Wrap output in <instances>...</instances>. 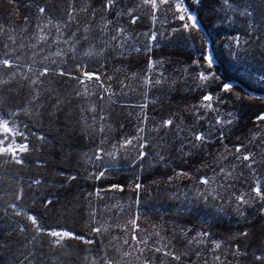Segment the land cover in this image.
<instances>
[{"label":"trees","instance_id":"obj_1","mask_svg":"<svg viewBox=\"0 0 264 264\" xmlns=\"http://www.w3.org/2000/svg\"><path fill=\"white\" fill-rule=\"evenodd\" d=\"M181 2L200 27V60L208 50L217 87L232 86L223 96L236 118L218 136L191 75V41L177 18L164 27L165 7L155 21L144 0H0V61L10 63H0V121L13 129L0 140L26 147L0 153V264H264L254 191H264V133L254 136L264 93L253 85L264 77V0ZM46 30L53 38L42 41ZM122 32L141 47L120 57ZM152 62L166 77L146 85ZM85 72L100 76L95 93L73 78ZM138 101L139 144L119 147L136 132Z\"/></svg>","mask_w":264,"mask_h":264},{"label":"rangeland","instance_id":"obj_2","mask_svg":"<svg viewBox=\"0 0 264 264\" xmlns=\"http://www.w3.org/2000/svg\"><path fill=\"white\" fill-rule=\"evenodd\" d=\"M193 1L195 3L198 2V0H193ZM156 2H157L158 6L153 9V11H154L153 12V14H154L153 19L155 21L157 19H159L157 14H159L160 10H162L165 7L164 8L165 14L163 13V19H162V21H163L162 23L164 24V27H165V25L168 26L169 21H167V19H171L172 17L177 18V20H179L181 22L180 25L182 26V28H184L185 33L188 34L189 41H191L190 42L191 43L190 49H193L192 52L194 51V54H195V60L192 63V66L194 67V69L191 72V75L194 77V83L197 85L198 89L203 88L204 91L208 92L207 95H211L213 97V99L211 101H205L202 98V100L200 102H201V107L205 111H207V110L209 111V114L207 116H204V118H206V120H208V122H209V124H208L209 134L211 136H218V133L220 131H222L223 128H225L226 126L227 127L230 126V122H232L236 118L234 113L231 112L230 110H228V108H229L228 102L226 101V99H224L225 97L223 96V91L227 92V91L231 90L232 87L229 90H224V86H222L221 88L217 87L220 85L221 80L219 79V76L215 70L214 59L208 50L205 53V57H204L205 61L202 62L200 60V57L202 55L200 56L198 54V49H196V46H195V34H193V30H199L200 29L199 24L196 20L195 14L193 12L189 11L185 6H183L181 0H169V2L163 3L164 5L160 3V0H156ZM177 3L182 5L183 9H185L184 12L177 11V8H176ZM146 5L149 6L151 4L149 3ZM237 9L241 10L240 14H242V15L245 14V12H246L243 8L242 9L237 8ZM224 10L226 13H228L230 15L232 13V11L236 10V9L232 6H230L229 4H226L224 7ZM238 10H236V11H238ZM247 13H251V10H248ZM181 15L184 16L183 20L180 19ZM189 15L193 17V20L188 19ZM222 17H223V14H222ZM224 17L226 18L227 16L224 15ZM252 20L256 24L261 22V21H259L260 19L258 17H256V18L252 17ZM193 21L195 22V25H196L195 27L192 26ZM175 22L176 21L171 22V23H175ZM185 24L188 25L187 28L184 27ZM175 25H176V27L179 26L178 23H175ZM153 36L156 37L154 32L152 33V35L149 39L150 42L148 44V48H150L153 45V40H154ZM39 38L42 41L44 39L48 40V38L52 39L53 38L52 31L49 30V32H48L46 30V32L41 34V36H39ZM227 40H228L227 41L228 44H233V47H235L234 49L238 50L239 48H241L243 46L242 42L245 40V38H243L242 35H235V36L227 37ZM119 43H120V45H122L121 47L120 46L118 47L120 57L128 55L129 53H132L133 51H135L141 47L140 43L134 37H131V34L124 33V32L121 33ZM259 46L261 47L264 45L260 44ZM260 51H262V50H260ZM206 57L211 59V61H212L211 64H209V60L206 59ZM153 64H156L157 70H155L154 73L150 74V76L146 77V80H145L147 83L146 85L151 84L154 79L159 81V83H157V84H160L161 82H164V80H165L166 76L165 75L161 76V73L163 72L162 69L159 68V65L155 62H152V64H151L152 69H154ZM45 70H47V69L45 68ZM45 70H43V71H45ZM159 72H161V73H160V75L157 76V74ZM200 73H205L206 75H208L209 79L207 81H202L200 79ZM81 79H85V83L83 84L84 85L83 88L88 93H95V91H97V88H99L98 85H101L100 82L95 80V79L88 81L84 77V75H82ZM228 85H230V84H228ZM253 85L256 86L255 88L257 90H259V92L264 93V77H262V76L258 77V79H256L254 81ZM232 92H233V90H232ZM146 101H147V99H146ZM146 101L144 103H143V101H138L137 105L134 106V109L132 112H135L134 115L136 116V119H137L136 132L134 135H127V137L122 138V140H121L122 142H121L119 147H122L125 140H131V144L126 146V147L135 146L134 144H139V140H140L139 138H141L139 132H140V130H142V127H144V122L146 119V104H147ZM209 103L211 104V108L207 107V105ZM141 119H142V127L140 129H138L139 128V121ZM218 121H219V123H218ZM258 126H259L258 128H260V129H259V131H257L254 134V136H256L257 138H260V134L264 133V119H262V122L259 123ZM198 136H200V135H198ZM8 145H12L17 151H19V149H20V146H18L17 144H15L13 142H11ZM122 148H125V147H122ZM118 149L120 150L121 148H118ZM9 153H11V152H9ZM98 157H99L98 159H100L101 153H99ZM122 204L123 203H121V205Z\"/></svg>","mask_w":264,"mask_h":264},{"label":"snow or ice","instance_id":"obj_3","mask_svg":"<svg viewBox=\"0 0 264 264\" xmlns=\"http://www.w3.org/2000/svg\"><path fill=\"white\" fill-rule=\"evenodd\" d=\"M167 2H169V0H160V3H161V4H163V3H167ZM144 3H145V4H149V3H150L151 6H152L153 8H156V7L158 6L156 0H144ZM112 4H113V0H107L106 7H111ZM176 8H177V11H180V12H184V11H185V9H183L182 5L179 4V3L176 4ZM40 11L43 13V12L45 11V9L41 8ZM180 19L183 20V19H184V16L181 15V16H180ZM188 19H189V20H193V17L189 15V16H188ZM133 22H135V18H133ZM192 26H193V27L196 26L194 21H193V25H192ZM184 27L187 28L188 25L185 24ZM153 39H155L154 36H153ZM206 59L209 60V64L212 63V61H211L210 58L206 57ZM0 63H3L5 66H10V63H9L8 60L0 61ZM150 67H151V64H150ZM45 71H47V70H45ZM42 74H43V73H42ZM65 74H66V73H63V72L60 73V75H65ZM83 75H84V77H85L88 81H91V80H93V79H95V80H97V81L100 80V76H99V74H96V73H87V72H85ZM73 78H74V79H79L81 84H84V83H85V79H81V78H78V77H73ZM200 79H201L202 81H207V80L209 79V77H208V75H206L205 73H200ZM33 83H35V81H33ZM156 83H159V81H156ZM231 87H232L231 85L225 84V85H224V90H229ZM203 99H204L205 101H211V100L213 99V97H212L211 95H206V96L203 97ZM207 107L211 108V104L209 103V104L207 105ZM258 119H264V116L258 117ZM218 123H219V121H218ZM165 124H171V121H165ZM0 131H2V132L5 133V134H11V133L13 132V129H10V128L8 127V125H7L6 122H4V121H0ZM4 138L7 139V135H6ZM196 139L201 140V139H203V138H202L201 136H197ZM130 144H131V140H125L124 143H123V145H122V147H126V146H128V145H130ZM3 145H4V141H3V140H0V153H5V154H7V153L11 152V154H12L13 157L15 158L16 151H17V150H16L12 145H8V146H6V147L3 146ZM141 147H143V145H141ZM19 151H26V147L22 145V146L20 147ZM236 151H237V152L240 151V147H239V146H237ZM140 155L143 156L144 153L141 152ZM98 158H99V157H98ZM238 158H239V157H238ZM243 159H244V160H249L250 157L246 155V156H243ZM16 162H17V163H20L21 161H20V160H17ZM249 166H250V165H249ZM101 175H103V173H101ZM207 182H208L207 180H202V183H207ZM139 187H140V185L137 184V185H136V188L138 189ZM254 191H255V193H256V196L260 197L261 199H264V191H262L261 188H260L259 186H257V187L254 189ZM237 200L240 201L241 203L244 202L242 197H237ZM29 219L32 220V223H33V224H36V223H37L36 220H35L34 218L29 217ZM130 223L133 224V225H135V224H136V220H135V219H134V220H131ZM37 231L40 232L41 229L37 228ZM95 231H100V229H95ZM50 235H52V236H54V237H58V238H63V237L70 236L71 234H70V233H67V232L60 233V232H55V231H53V232L50 233ZM205 235H207V234L205 233ZM245 235H246V233H245ZM133 239H136V237L134 236ZM58 242H59V240H57V243H58ZM217 246H219V245H217ZM158 251H159V249H158Z\"/></svg>","mask_w":264,"mask_h":264}]
</instances>
